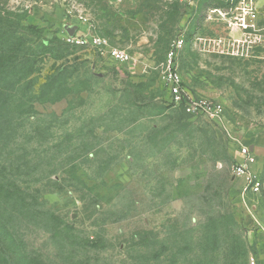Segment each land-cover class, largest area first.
Instances as JSON below:
<instances>
[{
  "label": "rangeland",
  "instance_id": "obj_1",
  "mask_svg": "<svg viewBox=\"0 0 264 264\" xmlns=\"http://www.w3.org/2000/svg\"><path fill=\"white\" fill-rule=\"evenodd\" d=\"M253 2L242 28L235 0H0L1 21L35 43L0 74V264H264V0ZM73 26L130 60L68 43ZM169 69L225 117L187 112ZM247 145L259 193L234 173Z\"/></svg>",
  "mask_w": 264,
  "mask_h": 264
},
{
  "label": "built area",
  "instance_id": "obj_2",
  "mask_svg": "<svg viewBox=\"0 0 264 264\" xmlns=\"http://www.w3.org/2000/svg\"><path fill=\"white\" fill-rule=\"evenodd\" d=\"M253 0H239L236 9L238 10L239 25L242 28L254 27L250 23L251 20L256 18V9L253 6ZM66 41L72 45L84 46L90 45L97 48L102 53H108L115 60L126 62L130 60V55L125 50L112 47L107 38L102 36H73L68 35ZM183 40L177 41L174 47L169 52V61L172 62L176 51L182 46ZM166 81L169 84L170 90L175 100L179 103H184L187 112L192 114L208 113L213 117L223 119L225 117L223 106L220 103H212L205 99H187L186 94L182 89V79L177 71L169 69L166 73ZM240 157L242 161L236 164L234 173L238 177L245 178V190H250L253 193H259L261 190V181L257 175L256 163L257 156L251 146H241ZM249 264H256L254 259H250Z\"/></svg>",
  "mask_w": 264,
  "mask_h": 264
},
{
  "label": "trees",
  "instance_id": "obj_3",
  "mask_svg": "<svg viewBox=\"0 0 264 264\" xmlns=\"http://www.w3.org/2000/svg\"><path fill=\"white\" fill-rule=\"evenodd\" d=\"M239 0H235V2L238 3ZM30 43V46L27 47V45ZM47 45L48 41L43 40L42 45ZM68 44V43H67ZM35 46V43L25 37H21L17 35V31L14 26H12L9 23V20H2L1 21V16H0V50L7 51L10 53V56H7V54L3 55L0 54V74H8L10 73L12 67L14 69L20 67V64L17 62V55H18V50L19 53L25 57L26 54L30 53L32 47ZM4 48H6L4 50ZM2 53V52H1ZM14 53V54H12ZM27 56V55H26ZM10 62V70L9 68L6 67V63ZM5 63V64H4ZM14 63V64H13ZM24 65L25 63H21ZM26 66H24L25 68ZM5 68V70H3ZM4 80L0 81V110H1V105H7L8 100H10L11 97H8L6 99L4 91ZM1 135L2 132H0V145H1ZM7 184L6 182L1 181L0 185H5Z\"/></svg>",
  "mask_w": 264,
  "mask_h": 264
},
{
  "label": "water",
  "instance_id": "obj_4",
  "mask_svg": "<svg viewBox=\"0 0 264 264\" xmlns=\"http://www.w3.org/2000/svg\"><path fill=\"white\" fill-rule=\"evenodd\" d=\"M76 30H77V27L76 26H73L71 28V32L69 33V35L73 36L75 34ZM251 150H253V147H251Z\"/></svg>",
  "mask_w": 264,
  "mask_h": 264
}]
</instances>
